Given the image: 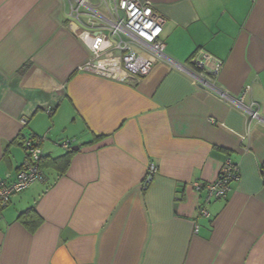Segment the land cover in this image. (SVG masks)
Returning a JSON list of instances; mask_svg holds the SVG:
<instances>
[{"label": "crops", "instance_id": "crops-1", "mask_svg": "<svg viewBox=\"0 0 264 264\" xmlns=\"http://www.w3.org/2000/svg\"><path fill=\"white\" fill-rule=\"evenodd\" d=\"M78 1L0 0V179L17 180L25 141L42 138L46 157V181L0 207V264H264V124L169 62L135 83L80 72ZM144 1L172 62L221 60L217 85L264 117V0ZM228 159L240 178L207 205Z\"/></svg>", "mask_w": 264, "mask_h": 264}, {"label": "built area", "instance_id": "built-area-1", "mask_svg": "<svg viewBox=\"0 0 264 264\" xmlns=\"http://www.w3.org/2000/svg\"><path fill=\"white\" fill-rule=\"evenodd\" d=\"M79 7L74 11L76 21L69 23V28L81 42L87 46L91 58L79 68L80 72L92 74L122 83H135L150 75L158 62H169L181 71L186 72L194 85L212 93L226 104L239 106L250 122L264 124V117L257 105L244 104L232 98L218 85L216 77L221 72L223 62L199 52L192 68L183 67L172 62L166 55V43L163 39L165 20L155 12L153 6L144 0H115V7L107 16L98 13L94 6H89L86 0H79ZM90 10L87 25L82 26L80 7ZM70 149L71 141L63 143ZM27 158L22 165L17 180L11 185H4L0 179V207H6L13 195L20 193L35 183L46 181L40 161L43 157L41 147L34 142L26 141ZM222 170L215 182L204 186L205 204L226 199L231 184L238 181L239 168L228 159L222 164ZM151 177L157 174L155 165L149 166ZM264 180V170H263ZM198 190L203 189L199 183L194 184ZM202 216L209 214L205 207L200 209ZM198 230V227H197Z\"/></svg>", "mask_w": 264, "mask_h": 264}, {"label": "trees", "instance_id": "trees-1", "mask_svg": "<svg viewBox=\"0 0 264 264\" xmlns=\"http://www.w3.org/2000/svg\"><path fill=\"white\" fill-rule=\"evenodd\" d=\"M26 69V68H25ZM23 72H25V71H23ZM39 141H33L32 140V142H34V145L36 146V147H41V144H42V142H43V139L42 138H37ZM26 142V141H25ZM25 142L23 143V146H24V148H25ZM25 150H26V148H25ZM70 155V153L67 155V156H69ZM45 156L43 155V157L41 158V161H40V164H41V167L43 168V166H44V160H45ZM28 214H33V216H37V214L35 213V210L34 209H29V210H27V211H25L24 213H22V214H20V216H19V219H21V220H23L24 219V217H26Z\"/></svg>", "mask_w": 264, "mask_h": 264}]
</instances>
